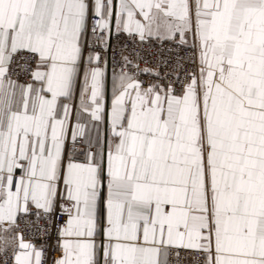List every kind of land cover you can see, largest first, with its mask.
Returning a JSON list of instances; mask_svg holds the SVG:
<instances>
[{"label":"snow or ice","instance_id":"1","mask_svg":"<svg viewBox=\"0 0 264 264\" xmlns=\"http://www.w3.org/2000/svg\"><path fill=\"white\" fill-rule=\"evenodd\" d=\"M0 264H264V0H0Z\"/></svg>","mask_w":264,"mask_h":264}]
</instances>
